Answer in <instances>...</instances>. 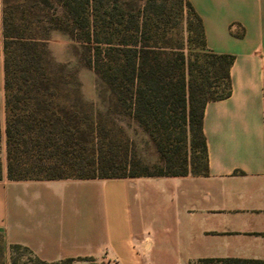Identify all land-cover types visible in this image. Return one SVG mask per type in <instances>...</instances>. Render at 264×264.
<instances>
[{"label":"trees","instance_id":"obj_1","mask_svg":"<svg viewBox=\"0 0 264 264\" xmlns=\"http://www.w3.org/2000/svg\"><path fill=\"white\" fill-rule=\"evenodd\" d=\"M14 1L15 8L4 12L1 25L8 179L209 173L204 109L208 101L231 94L230 67L235 57L207 47L202 18L189 0H141L137 14L124 6L125 0ZM27 1L33 2L31 20ZM51 3L59 12L52 28L71 36L82 62L98 75L102 107L84 97L74 71L64 64L52 65L46 34L39 29L27 32L28 23L41 15L40 5ZM185 12L187 35L173 42L169 32ZM174 15L179 17L171 21ZM34 20L39 26L40 19ZM195 38L197 46L190 45ZM125 117L154 144L158 160L152 165L143 163L135 152L121 123ZM1 142L0 130V150ZM3 176L0 157V179ZM0 241L4 245L1 235ZM10 248V264H73L75 260L46 261L27 246ZM252 262L263 263L207 257L191 264Z\"/></svg>","mask_w":264,"mask_h":264},{"label":"crops","instance_id":"obj_2","mask_svg":"<svg viewBox=\"0 0 264 264\" xmlns=\"http://www.w3.org/2000/svg\"><path fill=\"white\" fill-rule=\"evenodd\" d=\"M207 47L234 55L231 94L206 103V175L12 180L6 176L0 26V235L46 261L264 264V0H189Z\"/></svg>","mask_w":264,"mask_h":264},{"label":"rangeland","instance_id":"obj_3","mask_svg":"<svg viewBox=\"0 0 264 264\" xmlns=\"http://www.w3.org/2000/svg\"><path fill=\"white\" fill-rule=\"evenodd\" d=\"M0 0V26L2 25V18L4 12L14 9L16 2L14 0ZM171 1V0H169ZM141 0H125L124 6L127 7L134 14L139 12ZM28 20H31L32 14L30 11H33V2L27 1L25 4ZM39 9L40 16H35L34 19H40L38 23L39 26H36V22L33 19V22H29L27 25V32L34 33L37 29L40 30V33L46 34V48L48 50V56L51 58L52 65L56 66L57 64H64L67 66V69L74 71L77 78L82 82V92L84 97L93 102L97 107L103 106V94L99 85V78L97 73L93 68L85 65L79 53L73 47V39L66 32L52 28L54 27V19L58 17V7L55 3L51 4H41ZM179 17V16H178ZM177 15L171 17V21L178 19ZM182 21H180L175 28L171 29L169 35L173 42L177 41V38L182 35H187V30L185 29V20L187 19L186 12L181 16ZM52 22V23H51ZM113 30V28H111ZM100 32V31H99ZM104 32H100L99 35L102 36ZM198 40L195 38L190 45L197 46ZM76 45H79L78 42ZM121 121V120H118ZM126 128V131L129 133L131 139L133 140L134 150L137 153L138 157L145 164L152 165L158 160V153L155 150L154 144L148 140V137L145 133L134 123L131 122L129 117L122 118V122ZM21 252V251H19ZM21 255H29L26 252L20 253ZM6 250L4 245L0 241V262L4 264H10V260L6 258Z\"/></svg>","mask_w":264,"mask_h":264}]
</instances>
